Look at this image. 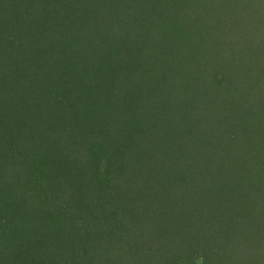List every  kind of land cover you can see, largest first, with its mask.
<instances>
[{"label":"trees","instance_id":"16d2710c","mask_svg":"<svg viewBox=\"0 0 264 264\" xmlns=\"http://www.w3.org/2000/svg\"><path fill=\"white\" fill-rule=\"evenodd\" d=\"M5 1L0 0V6ZM31 1L33 5L28 16L31 24H23L26 32L16 33L3 28L5 32L0 35V104L6 106L0 121H8L4 125L11 131L17 127V130L25 131L14 135L15 143L7 149L10 152L7 153L8 160L3 159V149L0 153V233L9 232L12 219L24 224L34 220L37 214L44 216L43 221L47 222L49 230L60 229L63 234L58 248L44 249L46 256L42 258L37 255L42 251L39 241L36 244L33 241L25 254L16 251L15 242L0 238V264H30L29 259L34 260V264H264V150L249 149L255 138L248 137L247 132L246 141L240 147L237 145L238 149L234 151L229 149L232 143L218 144V152L226 154L219 157L215 167L216 172L223 175L218 177L211 172L207 180L209 189L205 209L211 207L212 210L205 211L206 243L197 246L198 251L190 253L185 249V252L175 254L172 249L175 238L186 235L187 231L180 234L183 229L175 227V232L165 233L168 241L161 251L157 252V247H153V241L156 242L158 234L163 231L157 228L152 231L156 222L152 219L155 217L149 196L145 194L155 180L159 165H156L157 170H148L136 160L146 154L149 157L153 148L159 151L155 148L158 139L153 135L159 127L153 119L166 106L163 104L155 114L147 115L146 112L144 115L149 118L136 124L139 128L137 135L124 137L122 133H114L113 129L108 134L105 122H102L103 119H111V122L122 119V115H114L107 107L120 96L124 100L131 96V90L121 86L122 82L133 81L136 87V79L144 75L147 79H159L162 74L164 78L172 73L170 69L175 65L181 66L182 70L192 67L195 50L215 46L209 40L215 39L211 31L213 27L206 21L200 25H188L180 9L181 15L177 10L169 15L170 10L164 12L162 6V2L168 0H153L152 4L151 0H143L145 8L139 6L137 14L139 19L142 12L145 19L144 22H135L138 23L136 30L128 28L129 24L110 27L107 28L110 35L104 37L95 14L87 11L90 0H58L64 4L47 10L39 5L43 0ZM228 16L225 12V17L231 19ZM156 18L160 25L153 30L149 28V33L141 38L142 29L151 27ZM3 23L0 19L1 27H4ZM198 32L205 38L197 35L201 41H193ZM23 34L28 39H23ZM185 35L191 36L190 39L183 38ZM20 36L19 39L25 42V50H22V43L17 47L11 45V41L17 42ZM139 41L161 43V48L157 53L149 51V55L142 58L147 50L137 46ZM132 45L131 49L123 50L124 46ZM78 49L84 53L78 54ZM27 50L28 59L32 58L31 64L35 68L33 73H23ZM100 50L104 56L101 61L94 62L99 58L96 52ZM127 53H133L134 59ZM129 63H133V67H125ZM136 65L139 67L137 71H131ZM56 71L58 76H54ZM118 72H128L129 75L124 77V73ZM43 79L54 82L55 86H49L48 92L36 89ZM246 82L240 84L242 92L230 96L232 109L224 112L232 110L235 118L243 119L245 125L258 120L259 127H264V118L255 117L254 111L264 107V94L260 92L253 97L249 93L253 86ZM150 91V102L154 105L151 109L156 110L159 100L155 90ZM50 101L59 104L54 107L55 112L50 110ZM14 102H20L17 108ZM207 108L211 110V106ZM220 119L214 117L213 124ZM205 122L207 125V120ZM32 131L37 134L31 137ZM65 137H76L83 147L82 152L71 147L68 151L74 152L70 156L61 155L58 140ZM6 138L0 133V146ZM178 147L183 159L189 155V149L182 141ZM161 154L170 160L169 150ZM65 158L74 178L67 179L56 170L64 165L62 160ZM169 160H165L166 164ZM181 165L185 166L186 162ZM50 170L56 171L57 175H49ZM140 184L145 185L143 189H138ZM186 215L190 218L189 214ZM185 221L184 227L187 228ZM201 222L199 217L197 223ZM146 225L151 229H143ZM233 227L236 230L244 228L245 235L233 234ZM32 240L33 237L29 242ZM227 240L231 242L229 245ZM232 242L238 244H235L238 250H234ZM183 243L188 248L186 240ZM230 246L232 253L226 256L229 261L232 259L231 262L220 257ZM248 248L250 252H245ZM215 255L221 262L208 257H218Z\"/></svg>","mask_w":264,"mask_h":264},{"label":"rangeland","instance_id":"374dc122","mask_svg":"<svg viewBox=\"0 0 264 264\" xmlns=\"http://www.w3.org/2000/svg\"><path fill=\"white\" fill-rule=\"evenodd\" d=\"M169 1L170 0L166 1V3L162 2L163 11L168 12L170 10L168 12L169 15H172V11H178V9H180L185 15L184 20H187L188 25H200L206 21V24L211 28L213 27L211 31L215 39H209V37L208 39L212 40L211 42L215 44V46L209 45V47L207 46L205 49H200L201 51H199V49L195 50V63L186 70H182L181 66L175 65L172 68L170 67L172 73L169 72L164 75V78L163 74L159 79H147L148 77L144 75L143 78L136 79V87L133 81L122 82L121 86H125V88L131 90V96L128 97L127 100L122 99L120 96L113 102H109L111 105L107 107L111 113H115L114 115L120 114V116L122 115L123 117L121 116L122 119L114 122H111V119H103L102 122H105V128L108 134H111L112 132L110 130L113 129L115 131L114 133L120 135L122 133L124 137L137 135L139 133V128L136 124L149 118L144 114L146 112L147 115H151L152 112L155 114L156 111L161 110L163 104L166 106L163 112L157 115L155 114L156 118L153 119V123L159 127V131L154 130L153 132V135H156L158 139L155 148L159 151H155L153 148L149 157H147L146 154L141 159L137 157H135V159L137 158L138 165L141 164L142 168L157 170L155 169L156 165H159L158 170L160 169V171L157 170L156 177L153 175L155 180L149 185V192L147 191L148 193L145 194L147 197L149 196L150 208L155 217L152 219L156 222L152 231L157 228V230L162 229L164 232L158 234V239L156 238L155 240L156 242L153 241L155 244L153 247H157V252L161 251L168 241L165 233L168 235L170 231L175 232V227H178L179 229H183L180 234L187 231L186 235H178V237L175 238L176 243L173 245L172 249L175 254H180L185 252V249L190 253L191 251H198L197 246L200 244L202 246L206 243V232L204 230L206 226L205 211L210 210L211 212L212 210L211 207L205 209L207 202L206 191L209 189L207 180L211 172L216 173L218 177L223 175L220 174L222 172L218 174L216 172L217 168H215L219 163V157L222 158L225 153L223 151L218 152V149H220L218 144L225 145V143H232L233 148L229 147V149L234 151L237 145L240 147L243 141H246L244 139L248 132V137L255 138L251 141L253 145H251L249 149L259 148L258 151L261 152L264 150V127L261 125L259 127L258 120H256V122L250 121V124L247 123V125H245L242 123L243 119L239 121L235 118L232 110L230 112H224L232 109L229 103L230 96L237 95L243 91V87L240 85L243 81L246 82L247 80L248 83L252 84L253 87L249 89V93H251L253 97L254 94H259L260 92L264 94V76L261 77V73L264 72V0H172L171 5ZM63 2L60 3L58 0H43L39 5L45 7L47 10L60 7L64 4ZM159 2H161V0ZM31 3V0H6L5 4L0 6V19L4 21L2 24L4 27L0 26L1 36L5 32L3 28H10L12 32L16 33L22 30L24 33L26 32L25 28H23V24L27 23L28 26L31 24V19H28L29 9L33 5ZM144 3L146 2L143 0H90L88 5L91 9L87 6V11L91 10V13L93 12V14H95L94 18H96L97 23L101 27L100 33L104 37H108L110 34H108L107 28L110 27L116 28L129 24L128 28L134 27L136 30L138 23L135 22H144L145 19L142 12L140 13L139 19L137 14L139 6L145 8ZM152 3L153 0L150 1V4ZM181 11L180 13L178 11L180 15ZM225 12H228L231 19L225 17ZM24 18L25 21H23ZM160 23V20L156 18L151 27L148 26L145 29L143 28L140 35L141 38L146 36V33H149V28H152V30L156 29L157 25L159 26ZM139 29L140 28H138V30ZM199 34L200 32L194 35L196 39L194 38L193 41L199 42L202 39L200 37L205 38L204 34L201 36ZM24 35L25 34L21 35L22 38L25 40L28 39L27 36L24 37ZM197 35L200 37H196ZM21 36L17 38L19 39ZM190 37L185 35L183 38L189 40ZM21 43L23 46L22 50H25V42H22L21 39L14 43L11 41L12 47H17ZM136 44L144 50H147L143 52L142 58H144L146 54L149 55V51L157 53V51H159L158 49L161 48V46H159L161 43L139 41ZM0 47H2L1 41ZM132 47L133 45L127 48L124 46L123 50L131 49ZM28 52L27 50V64L24 65L23 73H33L35 71V68H33L31 64L32 58L30 60L28 59ZM77 53L81 54L84 53V51L78 49ZM96 53V56L99 58H96L94 62L101 61L104 56L101 50ZM127 55L131 56L132 60L134 59L133 53H127ZM84 60L85 58H83V62ZM86 64L87 62L84 63L85 66ZM132 65L133 63H129L125 65V67L128 68ZM138 68V65H136L131 71L136 72ZM122 70L125 71L126 68ZM128 72H123L124 74L121 72L118 73L123 74L125 77L129 75ZM55 73L54 76H58L59 72L56 71ZM258 79L261 80L258 81ZM117 80L118 83L121 84L119 75L117 76ZM232 83L234 85H232ZM53 85L54 82L51 79H49V82L43 79L36 89H46L48 92L49 86L53 88ZM61 88L64 89V87L60 86V89ZM150 90H155L158 97L157 99L159 100V107L156 110L151 109L154 105L150 102L152 96ZM191 96L195 98H191ZM78 97L79 95L77 94V98ZM262 99H264V95ZM232 100L235 102L234 99ZM18 103L20 102H14L16 108ZM50 103H48L50 110L55 112L56 109H54V107H59V104L55 105L53 101H50ZM208 106H211V110L207 108ZM4 110L6 111V106L0 104V116L3 114ZM254 111L255 117L264 118V107L256 110L254 109ZM214 117L216 120H219V117H221V121L213 124ZM209 118L210 121H208ZM206 120L207 125L205 122ZM222 121L223 123L220 126ZM7 122L8 121H0V133L7 136L4 143L0 146V153L3 149L4 160H8L7 153H10L7 149H10L15 143V139H13L14 135L25 133V131L23 133L22 130H17L18 127L15 129L13 128V131H11L4 125ZM35 134H37V132L32 131L31 137ZM83 138L89 139L88 136H84ZM96 140L102 141L101 138H96ZM77 141L78 139L76 137H65L58 140V144L60 145L58 152L61 155L70 156L72 152H74L68 151L71 147L74 148L75 151L82 152L81 150H83V147ZM179 141H182L189 149V155H186L184 159L180 155V149L178 147ZM168 150L170 153V160L168 156L165 157L161 154L162 151L167 152ZM173 150L176 151L172 154ZM65 151L68 152L64 153ZM254 151L255 150H253V152ZM50 156L49 154L48 157ZM165 160H169V163L166 164ZM62 161L65 168L63 167L64 165H61L60 168L57 167L56 170L67 179L74 178L72 174L73 171L69 169L70 164L67 162V158ZM12 162L13 161L10 162V165ZM153 162L154 164H152ZM183 162L184 164L186 162L185 166L181 165ZM51 173L56 174V171L50 170L49 175ZM84 176L85 174L81 177ZM140 182L145 184L143 181ZM51 183H54V181H51ZM154 184L156 185L155 187ZM144 186L140 184L138 185V189H143ZM61 187H59L61 189L60 191L64 190V188ZM105 196H107V194H105ZM186 214H189L188 217L190 218H187ZM199 217H201L203 222L197 223ZM43 218L44 216L36 214L34 220H29L30 222L28 221L24 224L12 219L11 226H8L9 232H1L0 238L5 239L7 242H15L16 247H18L16 251L18 253L23 251L25 254H27L28 248L33 241H35L33 242L35 244L39 241L38 243L41 245L42 251L39 254L37 253V255H39V258L45 257L46 254L44 253V249H53L55 246L58 248L59 239L63 231L60 229L49 230L48 224L43 221ZM216 219H219V217ZM184 220H186L185 223L187 228L184 227ZM172 222H174L173 225ZM192 223L194 224L193 227L191 226ZM180 224L182 226H180ZM143 229L151 228L146 225ZM233 230L235 232L231 231L237 236L245 235L244 228L236 230L233 227ZM159 235L162 236L160 237ZM32 237L33 240L29 242ZM179 238H181L180 241ZM181 240H183L182 243ZM185 240L188 248L184 247L185 245L183 242ZM229 243L231 242L227 240V245H229ZM235 244L237 243L232 242L234 250H238L235 248ZM231 247L232 246L229 248L227 247L222 252L223 255L220 256L222 259L225 258L229 261L226 255L232 253V251H230ZM245 252H250V249L248 248ZM208 257L211 260H215L214 262H221L219 256ZM29 260L30 264H34V260ZM231 260L229 262H231Z\"/></svg>","mask_w":264,"mask_h":264}]
</instances>
